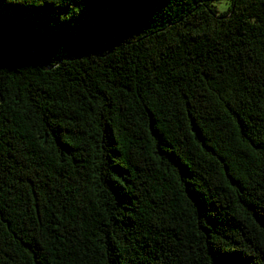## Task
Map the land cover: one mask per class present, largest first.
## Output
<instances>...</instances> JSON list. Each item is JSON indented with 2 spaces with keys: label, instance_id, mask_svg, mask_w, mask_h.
Instances as JSON below:
<instances>
[{
  "label": "trees",
  "instance_id": "1",
  "mask_svg": "<svg viewBox=\"0 0 264 264\" xmlns=\"http://www.w3.org/2000/svg\"><path fill=\"white\" fill-rule=\"evenodd\" d=\"M0 0V264H264V0Z\"/></svg>",
  "mask_w": 264,
  "mask_h": 264
},
{
  "label": "rangeland",
  "instance_id": "2",
  "mask_svg": "<svg viewBox=\"0 0 264 264\" xmlns=\"http://www.w3.org/2000/svg\"><path fill=\"white\" fill-rule=\"evenodd\" d=\"M214 6L219 14L226 12L230 6L231 1L230 0H220L214 3Z\"/></svg>",
  "mask_w": 264,
  "mask_h": 264
}]
</instances>
